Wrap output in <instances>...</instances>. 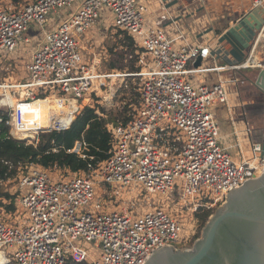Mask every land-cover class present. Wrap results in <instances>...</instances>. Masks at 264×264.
<instances>
[{
  "label": "built area",
  "instance_id": "1",
  "mask_svg": "<svg viewBox=\"0 0 264 264\" xmlns=\"http://www.w3.org/2000/svg\"><path fill=\"white\" fill-rule=\"evenodd\" d=\"M158 1L165 10L164 0ZM249 1L242 18L255 11L264 15V0ZM104 10V15L114 14L116 33L135 37L143 49L137 62L141 70L128 76L141 78L139 106L127 124L112 127L115 141L110 157L89 174L55 170L61 175L55 177L53 170L31 165L6 184H15L16 209L7 210L9 202L0 199V264H65L70 256L87 264H145L161 246L180 245L183 224L160 201L126 199L122 195L126 187L142 185L148 196L171 194L190 200L184 208L197 213L224 204L231 190L264 173L262 146L252 140L249 126L248 155L237 142L239 162L220 142V125L211 108L228 103L224 83H196L192 78L264 69L255 57L264 35V16L247 57L206 68L205 60L223 54L212 44L190 43L180 25H176L178 36L171 38L161 19L148 24L144 14L150 7L140 0H0L1 55L32 45L33 39L26 36L30 29L42 37L25 64L27 81L7 85L0 80V108L9 111L8 119L0 116V127L5 122L12 138L36 144L41 133L71 127L90 104L95 84L102 90L108 80L126 76L115 70L95 72L80 52L78 36L100 24ZM177 40L185 43L177 47ZM199 58L202 64L195 67ZM245 82L237 77L229 81L236 87ZM48 101H56L59 108L48 116L51 125L43 126L36 115L31 116L30 107ZM86 146L78 142L71 152L86 158ZM95 183L103 184L106 197L122 201V207L108 211L100 203L93 206ZM198 194L207 195L198 202ZM140 201L154 208L139 213L135 208ZM80 239L100 249V258L80 247Z\"/></svg>",
  "mask_w": 264,
  "mask_h": 264
},
{
  "label": "rangeland",
  "instance_id": "2",
  "mask_svg": "<svg viewBox=\"0 0 264 264\" xmlns=\"http://www.w3.org/2000/svg\"><path fill=\"white\" fill-rule=\"evenodd\" d=\"M140 1L143 4L150 6V12L144 14L145 20L148 24L155 23L156 17L153 16L152 14L153 12L155 13L156 9L159 12L158 18H160L163 15L161 14L163 13L161 10V3L158 0H149V2H146L145 0H140ZM186 1L189 2L188 4L189 8H192V7L194 8L197 6L196 5L197 3L193 4L195 0H186ZM202 1H205L207 3L206 5L201 2L202 5H204L202 7L203 9H205L204 13H208V17L207 18L204 17L205 18V19L203 18L204 21L200 22L201 28L205 26L209 27V24L213 23L212 21L215 19L218 21L219 19L217 16L218 9L220 8V6L221 7L223 6L222 8L224 10H227V5H228L227 2L229 3V0H221L223 5L219 4L220 0H202ZM105 11L106 10L102 11V17L100 21L101 26L96 25L92 30H89L85 34L78 36L79 49H80V52L83 54V56L86 57V63L89 66V68L91 69L93 67L95 69L94 71L97 73L113 72L109 69L110 63L112 61H119V55L124 54L125 59L123 60L121 64L124 68L122 70H117L116 72L122 73L124 76L126 75L127 77L125 76L123 78L114 79L111 81L108 80L107 87L103 88L102 90L97 86V84H95L96 86L93 88L92 94L91 95L89 94L91 101L89 102L90 104L87 106L103 107L108 113H112L115 117H117L116 115H119L120 113L124 112L125 107H128L129 110L126 112V115H131L134 109H136L138 105V101L140 99L139 96L136 95V93H139L141 78L135 77V76L128 77L129 75L133 74V73H130L129 71V65H130V60L132 59L134 54H132L131 52L129 53V52L124 51V48L119 43L120 42L119 37L117 36L116 31L114 30V25H113L114 14L112 12L111 13L109 12L110 14L104 15ZM192 13H196V11H193ZM201 14L197 13L198 17ZM195 17H196L195 19L194 18L192 19L191 17L189 18L190 20H184L182 22L177 21L178 22L177 24L180 25L182 28L184 27L186 23L193 25L192 24L193 22L196 23L195 21L199 20V18L197 19V16ZM160 19L162 20L161 27L167 33L170 34L172 32V33L178 34L177 26L174 25L173 22L169 20L164 21L165 18L163 19V16ZM168 21H169V25H166ZM104 22L105 24L103 25ZM182 30H185V29H182ZM32 31H33V34L26 33V35H31V38L33 39V44L29 46V48L33 50L34 47L37 46V44L40 42L42 37L40 35H37L33 29ZM188 32L190 33V31ZM207 32L209 33L211 31L208 30ZM216 32H220V30H215V33ZM256 40H257V37L255 38V42ZM136 45L138 47L136 54L141 55L142 51L140 49V46L138 44ZM255 57L258 63L264 64V35L262 38H260V42L258 43V46L255 51ZM30 60H31V57H28V56L27 57H11V56L6 57L5 55H3V57L0 58V80L1 82L7 85H11V84L22 83V82L27 81L26 78L28 75L25 70V64L29 62ZM94 64H98V65L94 67ZM18 68L19 69L22 68L21 71L20 70L18 71L17 70ZM256 70L257 69H248L246 70V72L255 74ZM232 73L233 72L231 71V72H223L221 74L222 75L229 74L230 76ZM228 85L230 86L229 83L225 85L227 90L230 89ZM2 92L3 91H0V100L2 99L1 98ZM251 93L252 94L257 93L252 84L249 85L248 87H245V89L242 91V97L244 99H248L251 102H254V99ZM17 98L24 100L23 95L20 96L19 94H17ZM85 103H88V102H85ZM32 106H35V105H32ZM32 106L30 107L31 108L30 110L31 112L34 111L35 114L45 113V112L47 113V115L49 114V110H50L49 102H38V104L35 107H32ZM0 109L5 110L7 113L9 112L8 108L4 106H2ZM246 118H247V121L249 122L250 117L248 119L247 114H246ZM250 129L252 130L251 125H250ZM246 136H247L246 134H242V136L238 137V140L234 142L235 143L240 142L244 154L248 155L250 144L247 141ZM231 156L237 162L241 160V153L239 149H238V155H231ZM52 173L55 175V177L61 176L56 171H52ZM177 184L179 185L178 181H177ZM14 186L15 184H11L8 186V189L14 192V189H15ZM95 190H96V198H95L93 206H95L97 203H100L102 205V210H108V211L117 210L118 208L122 207V204H121L123 203L122 201L114 203L112 200L106 197V194L104 192L105 186L103 184L95 183ZM122 195L125 196L126 199L147 198V200L148 199L151 200L152 204L155 201L162 202V206H164V208L171 215L179 219L181 223L183 224V231L180 237V245L176 248L190 249L193 247L196 241L195 236H196V233L199 227V223L196 218V213L192 212L191 210H186L184 208V206L187 203H191L190 200H182L179 198L176 199L171 194H167V195L156 194L154 195V197L151 195L150 197L148 196V194L144 192V188L142 187V185H137V186L130 185L126 187ZM206 195L198 194L196 196L197 201L199 202L200 200H203L204 196ZM224 205L225 203L218 205L212 209L203 208L202 211L210 210L211 216H212L216 213L217 210H219ZM149 208H154V205L150 207V206H147L145 202L142 203L140 201L137 207L135 208V210L139 213H142L148 210ZM77 244L83 249L87 250L94 258H100V249H95L91 243H87L84 240L80 239L77 242ZM8 253L11 255V251H9Z\"/></svg>",
  "mask_w": 264,
  "mask_h": 264
},
{
  "label": "trees",
  "instance_id": "3",
  "mask_svg": "<svg viewBox=\"0 0 264 264\" xmlns=\"http://www.w3.org/2000/svg\"><path fill=\"white\" fill-rule=\"evenodd\" d=\"M116 34L124 51L134 54L130 60V73L139 72L141 67L137 65L139 56L136 54L138 42L135 37L123 31ZM124 59L125 55L120 54L119 61H112L109 69L122 70L124 67L121 64ZM136 95L140 98V92ZM34 104H38V102ZM128 110V107H125L124 112L115 117L103 107L86 106L68 130L41 133L36 144L12 138L9 134L10 127L4 122L0 127V199L9 202L7 210L16 209V194L8 189L12 183L8 186L6 184L16 181L20 174L31 165H39L46 170H58L64 174L69 172L89 174L92 169L105 162L110 157L115 141L112 127L120 124L125 125L132 119L131 115H126ZM0 116L4 119L9 117L3 109H0ZM48 124L51 125V123ZM78 142L87 145L83 152L86 158L71 152ZM202 210L196 213L199 223L196 240L200 237L203 227L211 216L210 210ZM65 264L87 263L78 262L70 256Z\"/></svg>",
  "mask_w": 264,
  "mask_h": 264
},
{
  "label": "crops",
  "instance_id": "4",
  "mask_svg": "<svg viewBox=\"0 0 264 264\" xmlns=\"http://www.w3.org/2000/svg\"><path fill=\"white\" fill-rule=\"evenodd\" d=\"M145 1L149 2V0ZM164 1L165 10L161 9L163 12L161 14H163L162 16L165 18L164 21L169 20L173 22L174 25H178L177 21L182 22L184 20H190L189 18L191 17L195 19V16H197L199 20L195 21L196 23L193 22V25L186 23L183 27L185 32L190 31V33H187L188 41L192 44H212L219 54H223L224 57L205 60L203 66L206 68L237 63L244 57H247L263 22L262 17L264 15L258 11L252 12L248 16L242 18L243 14L245 15V13H248L247 11L250 8L249 0H229V3L227 2V10L229 12L224 10L222 8L223 6H220L217 12L218 21L215 19L216 21L213 20V23H210L209 27L204 25L205 27L201 28L200 22H203L204 19L208 17V13H204L205 9L202 8L204 6L202 3L207 5L205 1L195 0L193 4L197 3V6L194 8H189V2L186 0ZM219 4L223 5L221 0ZM193 11H196V13H192ZM197 13L202 14L198 17ZM152 15L157 19L162 17L158 18L159 12L157 9ZM169 21L166 25H169ZM104 24L105 22L103 25ZM208 30L211 32L208 33ZM215 30H220V32L215 33ZM27 33L33 34L32 29ZM169 35L171 38H176L178 36V34L172 32ZM26 36L30 37L31 35ZM184 43L183 40H177L176 46H182ZM29 46L23 45L17 52L6 55V57H32L35 47L32 50ZM0 57H3V55L0 54ZM21 69L22 68H18L17 70L21 71ZM232 74L229 76V74L222 75L221 73H204L192 78L196 83H214L222 81L224 85L228 84L232 77L241 78L246 81L245 84H238L237 87L229 83L230 86L228 85V87L230 89L227 90L229 97L228 103H217L211 108L220 125V142L222 146L226 148L231 155H238L237 143L234 141H237V138L241 137L242 134H246L247 127H250L246 118V107L252 103L248 99L242 97V91L245 87L251 85L249 79L253 78L255 75L254 73L246 72V70L234 71ZM33 105L36 106L37 104ZM113 202L116 203L117 201L113 200Z\"/></svg>",
  "mask_w": 264,
  "mask_h": 264
},
{
  "label": "water",
  "instance_id": "5",
  "mask_svg": "<svg viewBox=\"0 0 264 264\" xmlns=\"http://www.w3.org/2000/svg\"><path fill=\"white\" fill-rule=\"evenodd\" d=\"M201 64L199 58L195 67ZM254 75L249 82L264 94V69ZM227 196L192 248L161 246L145 264H264V173Z\"/></svg>",
  "mask_w": 264,
  "mask_h": 264
},
{
  "label": "flooded vegetation",
  "instance_id": "6",
  "mask_svg": "<svg viewBox=\"0 0 264 264\" xmlns=\"http://www.w3.org/2000/svg\"><path fill=\"white\" fill-rule=\"evenodd\" d=\"M255 93H251L254 102H252L246 108V114L248 119L250 117L249 124L252 126L251 136L252 140L255 142H259L262 146V150L264 147V94L259 91L256 87ZM250 111V112H248ZM249 113V115H248Z\"/></svg>",
  "mask_w": 264,
  "mask_h": 264
},
{
  "label": "bare ground",
  "instance_id": "7",
  "mask_svg": "<svg viewBox=\"0 0 264 264\" xmlns=\"http://www.w3.org/2000/svg\"><path fill=\"white\" fill-rule=\"evenodd\" d=\"M5 96V95H4ZM6 99H9V95H6ZM11 100V103H13L15 106H17V105H20L19 104V102L20 101H18L17 99H10ZM49 103H50V110H49V114L47 115V113L45 112V113H39V114H35V112L34 111H32L31 113H32V115L31 116H34V115H36L39 119H40V122L42 123L41 125H45V124H47L48 125V123H50V122H47L48 121V116L50 115V112L52 113V114H55V112H57L58 111V106H57V103H56V101H48ZM32 107H35V106H32ZM24 108H27V107H24ZM3 260V259H2ZM1 259H0V261H2Z\"/></svg>",
  "mask_w": 264,
  "mask_h": 264
}]
</instances>
